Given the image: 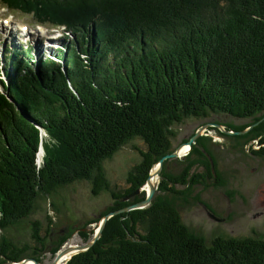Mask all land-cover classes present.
Here are the masks:
<instances>
[{
    "label": "trees",
    "instance_id": "16d2710c",
    "mask_svg": "<svg viewBox=\"0 0 264 264\" xmlns=\"http://www.w3.org/2000/svg\"><path fill=\"white\" fill-rule=\"evenodd\" d=\"M0 4L75 36L59 63L47 60L35 69L12 59L9 87L0 92V264L24 258L43 264L45 252L54 258L69 237L53 241L50 219L45 230L31 223L30 243L16 244L1 233L31 216L41 195L77 181H90L95 196L109 191L113 204L103 217L116 214L89 249L64 264H264V237L206 241L182 220L194 187L222 183L205 137L181 158L178 175L163 163L147 206L123 211L146 198L153 167L176 149L170 128L186 118L223 113L250 120L227 125L220 135L240 148L251 139L264 145V120L251 127L264 118V0ZM133 139L142 142L135 148L140 161L117 188L102 164ZM199 166L203 172L194 171ZM95 232L79 234L86 243Z\"/></svg>",
    "mask_w": 264,
    "mask_h": 264
},
{
    "label": "rangeland",
    "instance_id": "374dc122",
    "mask_svg": "<svg viewBox=\"0 0 264 264\" xmlns=\"http://www.w3.org/2000/svg\"><path fill=\"white\" fill-rule=\"evenodd\" d=\"M8 14L10 13L0 8V16L8 17ZM10 15L19 23L34 24L30 15H22L19 11ZM68 41L72 42L73 38L70 34L69 36L65 34L63 43ZM5 44V48L0 44V62L3 61L7 65L8 57H2L1 54L4 55L10 48L17 46L18 41L16 39L14 43H10L5 40ZM30 52L31 58L37 61L48 56L43 49H41L42 54L34 51L33 48ZM3 78L0 77L1 80ZM249 122L250 120L234 118L223 113H210L204 118H186L182 123L174 124L170 128L175 135L172 139L173 148L180 147L179 152L184 146H188L189 149L183 154H178L179 158L166 160L168 171L177 175L180 173L183 165L180 161L193 147V143L187 145V141L201 127H205L198 138L207 139L205 144L212 152L222 174L220 186H214L213 181L208 180L205 185L194 187L193 197L188 199L190 205L182 208V220L185 226L203 240L210 241L219 235L236 238L264 237V145L251 139L240 148L238 144L235 146L233 139L220 135V132L227 131L225 128L227 125L237 127ZM141 143V140L133 139L103 162L104 174L112 186L122 188L126 185L128 171L140 161L135 148H140ZM157 171L159 166L156 176H158L157 181L158 179L160 181V174L157 175ZM194 171L203 172V167L199 166ZM91 187L90 181H77L60 186L48 195H41L36 201L31 216L1 234L16 244L30 243L31 223L39 221L45 230L50 219L53 222L51 234L53 241L56 240L57 235H68L69 239L64 244V249L69 248L66 252L68 253L72 247L76 248L84 243L80 231L84 230L88 234L90 230H96L106 208L113 204L109 191L103 190L95 196L91 193ZM143 190L149 192L150 185L147 184ZM209 214L214 215L217 220L212 219ZM92 221L93 224L90 223ZM47 243H50V239ZM52 258L49 252L43 253L41 257L43 264H50Z\"/></svg>",
    "mask_w": 264,
    "mask_h": 264
},
{
    "label": "water",
    "instance_id": "95a60500",
    "mask_svg": "<svg viewBox=\"0 0 264 264\" xmlns=\"http://www.w3.org/2000/svg\"><path fill=\"white\" fill-rule=\"evenodd\" d=\"M264 120V118H262L259 122H257L255 125H252L251 127H254L258 124H260L262 121ZM207 126V125H206ZM218 127V126H217ZM205 127H201L192 137L191 139L187 142V145H191L192 143H194V141L200 136V133L202 130H204ZM249 129H251L250 127L248 129H246L245 131H242V132H237L236 134H244L246 131H248ZM180 148V147H179ZM179 148H176L172 153H169L165 156H163L156 164V166L158 167L159 166V171H157V175L160 174L161 172V169H162V165H163V162L167 159H174V158H179V155H178V152H179ZM149 179H150V175L146 181V184H145V187L147 184H149ZM159 184V179L158 181L154 184V185H150V190L149 192L147 191L146 192V198L142 201V202H139L133 206H130L128 208H125L123 211H130L132 209H138V208H142V207H145L147 206L150 201L152 200L156 190H157V186ZM140 191H136V193H139ZM115 213H110L108 215H105L102 220L100 221V224L98 225V227L96 228V232L95 234L92 236V238L86 242V243H83L81 245H78L76 246V253H79V252H83V251H86L87 249H89L97 239L100 238L101 236V233H102V230H103V227L105 225V222L110 218L112 217ZM209 216L216 220V218L212 215V214H209ZM69 249V248H68ZM68 249H64V246L55 254L53 260L50 262V264H58L59 261L61 260V258L66 254L67 250ZM39 264L37 261H35L34 259L32 258H24L22 261L18 262V263H13V264Z\"/></svg>",
    "mask_w": 264,
    "mask_h": 264
},
{
    "label": "bare ground",
    "instance_id": "6f19581e",
    "mask_svg": "<svg viewBox=\"0 0 264 264\" xmlns=\"http://www.w3.org/2000/svg\"><path fill=\"white\" fill-rule=\"evenodd\" d=\"M3 92V91H2ZM189 149L188 146H184L183 148H181L180 152H178V154H183L185 152H187ZM166 161V160H165ZM156 170H157V166H155L153 168V170L151 171V174H150V179H149V184L151 185H154L156 182H157V177L156 176ZM76 253V248L75 247H72L71 250L68 251V253H66L62 258L61 260L59 261L58 264H62L64 263L66 260H68L73 254Z\"/></svg>",
    "mask_w": 264,
    "mask_h": 264
},
{
    "label": "flooded vegetation",
    "instance_id": "af4514ba",
    "mask_svg": "<svg viewBox=\"0 0 264 264\" xmlns=\"http://www.w3.org/2000/svg\"><path fill=\"white\" fill-rule=\"evenodd\" d=\"M214 216V215H213ZM215 217V216H214ZM216 218V217H215ZM217 220V219H216Z\"/></svg>",
    "mask_w": 264,
    "mask_h": 264
}]
</instances>
